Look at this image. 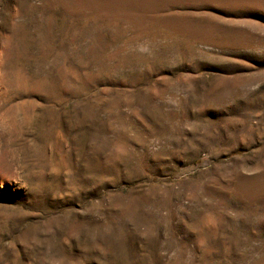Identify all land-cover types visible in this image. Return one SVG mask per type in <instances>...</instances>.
<instances>
[{
	"label": "rangeland",
	"instance_id": "374dc122",
	"mask_svg": "<svg viewBox=\"0 0 264 264\" xmlns=\"http://www.w3.org/2000/svg\"><path fill=\"white\" fill-rule=\"evenodd\" d=\"M0 264H264V0H0Z\"/></svg>",
	"mask_w": 264,
	"mask_h": 264
}]
</instances>
